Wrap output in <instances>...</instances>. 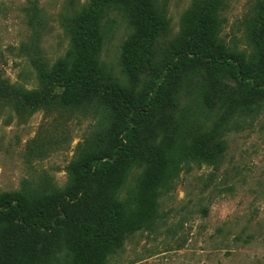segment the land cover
Here are the masks:
<instances>
[{"label": "trees", "instance_id": "trees-1", "mask_svg": "<svg viewBox=\"0 0 264 264\" xmlns=\"http://www.w3.org/2000/svg\"><path fill=\"white\" fill-rule=\"evenodd\" d=\"M228 0H208L195 16L178 50L155 87L138 95L136 84L168 25L169 0H93L78 22L71 44L50 82L61 113H75L96 102L94 129L68 164V182L57 186L46 177L13 191H0V264H37L52 238L70 230L64 264H106L127 235L153 227L160 198L175 188L183 171L211 163L210 138L195 133L216 97L239 87L233 103L244 112L264 107V0L244 19V44L222 36ZM121 16L130 27L122 43V76L107 72L102 59L106 30ZM201 75L191 91L194 78ZM0 79V91L7 86ZM179 116L159 139L166 112ZM35 103L38 91L24 92ZM135 186L123 195L132 171Z\"/></svg>", "mask_w": 264, "mask_h": 264}, {"label": "rangeland", "instance_id": "rangeland-1", "mask_svg": "<svg viewBox=\"0 0 264 264\" xmlns=\"http://www.w3.org/2000/svg\"><path fill=\"white\" fill-rule=\"evenodd\" d=\"M93 0H0V191H13L28 179L39 186L46 177L59 187L68 182V164L94 129L97 103L75 113H61L56 94L62 87L50 74L67 52L81 17ZM258 0H228L222 36L244 44V19ZM208 0H169L168 25L136 84L138 95L150 92ZM130 27L121 16L106 30L102 51L105 69L122 76V43ZM201 75L191 85L193 91ZM216 97L195 133L210 138L216 152L211 163L183 171L176 186L160 198L153 227L127 235L106 264H264V107L244 112L233 103L239 86ZM38 91L44 100L25 99ZM163 115V137L179 116ZM130 174L123 195L135 186ZM66 227L52 238L37 264H64L70 246Z\"/></svg>", "mask_w": 264, "mask_h": 264}]
</instances>
